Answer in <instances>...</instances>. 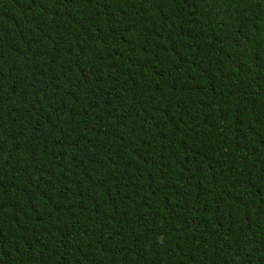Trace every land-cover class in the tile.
<instances>
[{"label":"trees","instance_id":"obj_1","mask_svg":"<svg viewBox=\"0 0 264 264\" xmlns=\"http://www.w3.org/2000/svg\"><path fill=\"white\" fill-rule=\"evenodd\" d=\"M0 264H264V0H0Z\"/></svg>","mask_w":264,"mask_h":264}]
</instances>
